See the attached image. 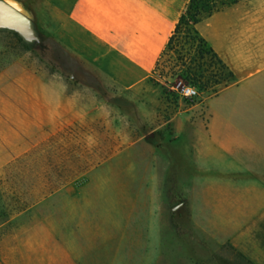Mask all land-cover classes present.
Instances as JSON below:
<instances>
[{
	"label": "crops",
	"instance_id": "1",
	"mask_svg": "<svg viewBox=\"0 0 264 264\" xmlns=\"http://www.w3.org/2000/svg\"><path fill=\"white\" fill-rule=\"evenodd\" d=\"M17 1L80 90L54 75L3 83L0 177L51 187L80 175V230L70 218L58 233L34 213L38 191L74 189H1L28 200L4 204L18 212L0 219V264H195L225 244L264 264V0H228L200 18L197 35L230 77L166 121L150 77L189 0ZM32 130L41 140L23 147ZM171 192L183 202L171 207Z\"/></svg>",
	"mask_w": 264,
	"mask_h": 264
},
{
	"label": "rangeland",
	"instance_id": "2",
	"mask_svg": "<svg viewBox=\"0 0 264 264\" xmlns=\"http://www.w3.org/2000/svg\"><path fill=\"white\" fill-rule=\"evenodd\" d=\"M228 0H217V7H220L223 3ZM34 29V28H33ZM34 32L37 36L35 41L26 42V44H21L20 41L15 37V35L11 32L0 30V87L3 83L7 82V80H11L13 78L17 79L20 75L27 74H43V75H54L58 77L60 80L64 82V84L71 90H80V82L76 80V77L71 76L70 67L65 65L56 63L52 57L53 51L49 48L45 39L41 42L40 39L43 38L42 35L39 34L34 29ZM181 39V38H179ZM186 41V42H184ZM181 44H183V50L181 51V55L186 57V61L188 63L189 54L191 51L190 42L188 39H181ZM179 49V47H177ZM176 53L170 52L168 55L164 56L161 60V65L159 67V71L155 75V79L157 80V84H160L162 87L163 98L160 104L161 113H160V121H166L171 116L174 110L181 104L184 106V99L177 94V92L172 88L176 83H183L177 76L169 77L168 67L169 62L168 59L172 60L176 56ZM192 55V52L190 56ZM174 60H172L173 62ZM204 67L196 70V74L199 75L202 73V77L200 78V83L197 86L202 87V91L198 90V96L204 95L206 93H211L212 89L215 87V84L212 82V78L210 77V68L208 71L203 72ZM226 70H222V77H226ZM74 73V72H73ZM196 96V98L198 97ZM167 127V126H166ZM25 137L29 136L27 139H21V143L24 142L23 147H29L35 141L41 140L42 131L32 130L25 131ZM165 152H159L160 161H165ZM168 162L169 172L171 170V162ZM164 169V173H166V166H162ZM164 173L162 176H164ZM45 179L41 178H27V177H19V178H1L0 177V219L14 215L16 210L10 209L4 206V204L9 202H25L28 200L27 195L19 194V196L14 197L10 194H6L2 192L1 189H74V190H64L54 194L49 193H41L38 191L36 197L37 201L40 202V205L35 210V216L41 218H51L53 219V228L56 232L60 233L61 229L65 230L64 226L59 225L58 223H63L64 220L73 218L75 221L79 223L80 230V175L78 177L73 178H61L54 179L51 187H48L44 183ZM168 182V181H167ZM182 190V189H181ZM155 199L153 198L154 205L156 206V217H160L163 221V217L166 218L167 211L166 206L163 204L165 197L164 194L162 196L157 195L155 192ZM169 205L171 207H175L178 204L183 202V199L176 194L175 192H171L169 194ZM160 202V204H159ZM33 212V211H32ZM174 216L176 217V213ZM32 216V215H31ZM164 233L166 234V248H170L174 246L176 240L171 238V228L163 227ZM70 245L73 243H69ZM177 244V243H176ZM180 244L184 247L186 252L189 247H186V242L181 241ZM190 250V248H189ZM216 252V254L212 257L213 260L208 261V259L198 260L195 264H231L233 259L232 253L228 249H223L222 251ZM200 256H204L203 252L199 253ZM182 264H193L192 262L182 261Z\"/></svg>",
	"mask_w": 264,
	"mask_h": 264
},
{
	"label": "trees",
	"instance_id": "3",
	"mask_svg": "<svg viewBox=\"0 0 264 264\" xmlns=\"http://www.w3.org/2000/svg\"><path fill=\"white\" fill-rule=\"evenodd\" d=\"M216 8L217 0H189L188 4L180 15L176 25L174 26L171 35L169 36L165 48L162 50L158 60L156 61V64L152 71V76L150 77V81L157 83L155 75L159 71L161 60L170 52L176 53L177 55L174 57V59H172L174 60L173 62L172 60L168 59V62L170 64L168 67L169 77L177 76L184 84L192 85L198 90L202 91V87L197 86V84L200 83V78L203 75L202 73L197 75L196 70L204 67L203 72L208 71L210 68H212L210 71V77L212 78V82L215 84V87L212 89L211 92H215L217 90V87L225 84L228 81L230 73L226 70L224 64L220 61V59L212 51V49L208 47L204 39L197 35L195 30V25L200 20V18L205 14L211 13ZM0 30L13 33L23 45L27 42L18 33L12 30ZM179 38L188 39L190 42L191 51L190 53L188 52V63L186 61L187 58L183 57V55H181V51H179L183 50V44H181V39ZM177 47H179V49ZM191 52L192 55L190 56ZM223 69L227 71L225 78L222 77ZM184 100L190 101L188 99ZM223 249H228L232 253L233 259L231 261V264H254L242 253L235 250L231 245H223L218 250V253ZM216 252L214 253V255L216 254ZM212 257H210L208 261L213 260Z\"/></svg>",
	"mask_w": 264,
	"mask_h": 264
},
{
	"label": "water",
	"instance_id": "4",
	"mask_svg": "<svg viewBox=\"0 0 264 264\" xmlns=\"http://www.w3.org/2000/svg\"><path fill=\"white\" fill-rule=\"evenodd\" d=\"M0 29L12 30L27 42L37 39L31 18L17 0H0Z\"/></svg>",
	"mask_w": 264,
	"mask_h": 264
},
{
	"label": "built area",
	"instance_id": "5",
	"mask_svg": "<svg viewBox=\"0 0 264 264\" xmlns=\"http://www.w3.org/2000/svg\"><path fill=\"white\" fill-rule=\"evenodd\" d=\"M172 88L183 99L192 100L193 98L198 96V91H197L196 87H194L192 85H188V84L178 82Z\"/></svg>",
	"mask_w": 264,
	"mask_h": 264
}]
</instances>
